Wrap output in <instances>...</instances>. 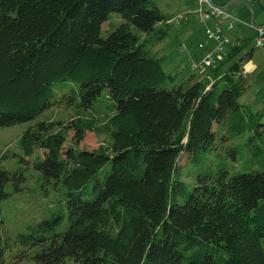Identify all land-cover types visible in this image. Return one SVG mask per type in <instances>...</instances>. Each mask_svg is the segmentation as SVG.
<instances>
[{"label":"trees","instance_id":"16d2710c","mask_svg":"<svg viewBox=\"0 0 264 264\" xmlns=\"http://www.w3.org/2000/svg\"><path fill=\"white\" fill-rule=\"evenodd\" d=\"M170 28L157 0H0V128L35 122L20 163L63 195L0 237V264L18 248L37 264H264V112L241 102L256 49L239 39L178 80L155 52ZM60 98L83 115L37 122ZM89 132L111 145L80 149ZM183 155L216 183L187 182ZM15 156L0 153V232Z\"/></svg>","mask_w":264,"mask_h":264},{"label":"rangeland","instance_id":"374dc122","mask_svg":"<svg viewBox=\"0 0 264 264\" xmlns=\"http://www.w3.org/2000/svg\"><path fill=\"white\" fill-rule=\"evenodd\" d=\"M163 9L170 25V33L168 38L162 43H160L155 52L159 56L167 57L163 66L166 72L176 74L178 73V80L188 77L190 74H199V72L193 71V61L190 58L191 50H194L197 47L202 48L205 46L207 38L205 34L199 33L196 31L198 28L203 26L200 25L198 17H194L193 20L189 21L187 12L190 10H197L200 14V6L196 3L195 0H157ZM213 4H216V0H211ZM220 3L224 4L227 1H233L234 3L225 6V11L229 14L234 15L236 18L241 19L242 21L247 22L248 24L252 23L253 11L251 9V3L253 6L258 5L261 9L260 18H256L255 26L264 22V0H219ZM208 4H204L203 9L207 10ZM239 10H243L241 15ZM260 11V10H259ZM185 15L186 19L183 22L178 23L177 18L180 15ZM211 16V15H210ZM221 20V18H219ZM230 20L228 18H223V24L213 18V24L205 25L209 28L217 29L222 27L227 36L232 40V42L237 41L238 38H251V47H257V34L254 28L246 27L245 25L236 24L232 30H228ZM208 29V28H207ZM199 30V29H198ZM207 31V30H206ZM208 37V35H207ZM209 40V39H208ZM182 45L186 46V49L182 48ZM189 49V50H188ZM263 49H256L255 54L258 55L257 62H261L264 59V54L261 53ZM203 54H196V59H202ZM256 74H260L264 71V66L258 68ZM261 82H264V75L259 78H250V85L248 86L246 93L241 99V102L246 104L245 101L250 97H257L260 101L264 100V87ZM98 105V108L105 109V103L103 100ZM250 105V104H247ZM251 106V105H250ZM261 107V108H260ZM251 108L254 112L261 110L264 112V106H254ZM106 111V109H105ZM82 113H77L75 108L66 102L65 99L60 98L51 109L44 112L37 120H46L52 123H62L66 124L68 120L72 117L82 116ZM35 122H29L20 124L10 128H0V153L13 152L19 156L8 159L4 161L5 169L11 172H20L21 178L23 180L19 183V190L16 192L15 186L13 183H10L7 186V192L10 193L9 197L2 202V214L1 218L3 219V229L0 232V237L14 236L19 233L26 231L27 227L33 223L42 221L57 210L63 195L54 190L52 187L49 188L50 195L46 197L44 195V185L41 180L40 174L37 173L32 166L25 165L20 163V156L23 155V152L19 145V136L27 130L29 127L34 126ZM72 145V133L68 135V142L66 146ZM111 145V139L108 134L101 133H87L84 141L78 146L80 149L86 150H96L100 146H109ZM40 154H37L30 162L34 161ZM189 159L187 155H183L179 161V166L182 168L183 177L187 182L197 183L199 185H212L216 181L212 178L208 179H196L193 175V171L188 168ZM199 168L195 167L197 170ZM38 248L34 249H22L18 248L10 252L9 255V264H37L34 260V256L38 252ZM24 255L22 258H18L19 255Z\"/></svg>","mask_w":264,"mask_h":264},{"label":"crops","instance_id":"0c3cea01","mask_svg":"<svg viewBox=\"0 0 264 264\" xmlns=\"http://www.w3.org/2000/svg\"><path fill=\"white\" fill-rule=\"evenodd\" d=\"M196 1V3L198 4V6H200V10L201 9H203V6L204 5H202V4H200V2H199V0H195ZM217 2H216V4H213L212 3V1L210 0V2H211V4H213V5H216V6H220V7H222V8H226L225 6H224V4H222V3H220V1L219 0H216ZM246 2H249L248 0H246ZM225 3H228L227 5H230V4H232V3H234L233 1H227V2H225ZM250 5H251V9H252V11H253V18H252V23L251 24H248L247 22H245V21H243V22H245V23H247V24H245V26L246 27H249V28H254L255 29V32H256V34H257V27H260V26H264V22L263 23H260L259 25H257V26H255V24H256V18L257 17H259L260 18V13H261V9H260V7L258 6V5H252L251 3H249ZM226 5V6H227ZM204 10V9H203ZM260 10V11H259ZM205 12H207V11H209V7L207 8V10H204ZM240 11V13H241V15H242V13H243V10H239ZM229 14V13H228ZM230 15H232V14H230ZM184 17L182 20H179V17ZM187 16L189 17L188 19H189V21H191V20H193V18L195 17H198V21H199V23H200V25L201 26H203V27H201V28H198L197 29V31H196V33L197 34H199V33H201V34H205V33H207V35H208V30L209 29H213V28H209V27H207V26H205V25H209L210 23L211 24H213V16H207L206 15V17H205V19L204 18H202V16H201V14H199L198 12H197V10H190L189 9V11L187 12ZM186 16V17H187ZM232 16H234V15H232ZM178 18H177V22L178 23H181V22H183V20L184 19H186V17H185V15H180ZM235 17V16H234ZM219 18H221V20L219 19ZM223 18H228V17H218V18H214V19H216V20H219V22L221 23V24H223ZM229 20H230V24H229V26H228V30H232L234 27H235V25L236 24H239V25H244V24H241V23H235L234 24V27L233 28H230V25H231V19L230 18H228ZM239 19V18H238ZM239 20H241V19H239ZM242 21V20H241ZM208 28V29H207ZM207 30V31H206ZM224 30V29H223ZM224 32L226 33V31L224 30ZM207 35L205 34V37L207 38V41L205 42V46H204V48H202V53H201V47H197V45H196V48L194 49V50H191V52H190V58L192 59V61H193V71L194 72H199V74H202V72H203V74L205 75L206 73H207V70H204V67H203V61L206 59V57L214 50V48H215V46H216V43L214 42V41H212V40H208L209 38L207 37ZM227 35V34H226ZM241 40V39H246L245 37H242V38H238L237 39V41L238 40ZM247 39H251V38H247ZM237 41H235V42H232V40L230 39V45H228L227 47H226V51H228L229 50V48L230 47H232L233 45H235V43L237 42ZM162 44H163V42H162ZM161 45V44H160ZM157 48V47H156ZM182 48H184V49H186V46H184V45H182ZM260 49L259 47H256L255 49ZM261 49H263L262 51H261V53L262 54H264V46L263 47H261ZM189 50V49H188ZM203 54V57H202V59H200V60H197L195 57H196V54ZM162 56V55H161ZM165 56V55H164ZM257 58H258V55L257 54H255L254 53V56H253V59L249 62V63H247L246 65H245V67H244V69H243V71H244V73L246 74V76H248V78H249V82H250V78L251 79H253V78H259L260 76H262V75H264V71H262L260 74H256V72H258V68L260 67V66H264V59L263 60H261V62H257L256 60H257ZM217 60H219V59H217ZM202 74V75H203ZM262 84H263V87H264V82H261ZM264 98V97H263ZM245 103L246 104H250L252 107H254L255 105L256 106H264V100L263 101H260L259 100V98H257V97H250L249 99H247L246 101H245ZM261 108V107H260Z\"/></svg>","mask_w":264,"mask_h":264},{"label":"built area","instance_id":"2783aa9c","mask_svg":"<svg viewBox=\"0 0 264 264\" xmlns=\"http://www.w3.org/2000/svg\"><path fill=\"white\" fill-rule=\"evenodd\" d=\"M200 4H208L211 9L213 17H228L231 19L230 28L234 27L235 23L247 24L238 18L228 14L224 8L211 4L210 0H199ZM202 16H205V13L202 12ZM184 17H179V20H182ZM231 30V29H230ZM208 38L216 43L214 50L206 57L203 61V67L211 66L217 59L223 58L226 52V47L230 45V38L226 35L222 27L217 29L208 30ZM264 46V26L257 27V47L261 48Z\"/></svg>","mask_w":264,"mask_h":264}]
</instances>
